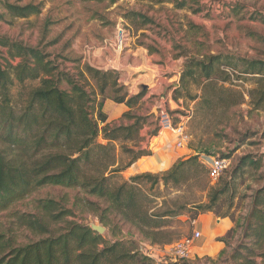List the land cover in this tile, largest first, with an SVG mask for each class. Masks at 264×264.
<instances>
[{"label":"rangeland","instance_id":"1","mask_svg":"<svg viewBox=\"0 0 264 264\" xmlns=\"http://www.w3.org/2000/svg\"><path fill=\"white\" fill-rule=\"evenodd\" d=\"M162 1L155 4L153 0H125L108 5L83 0H0L2 5H42L38 16L17 19L11 24L0 20V37L38 49L60 71L80 79L88 92L95 87V82L88 75H84L86 81L78 75L85 65L104 72L119 69L116 71L117 83L128 90L129 97L142 93L139 106L131 112L135 117L146 119L140 140L127 142L126 146L135 151L144 150L150 156L141 158L130 168L121 169L111 177L112 184L129 183L132 177L144 173L160 177L175 161L194 156L204 167V173L190 174L191 180L176 189H164L161 182L153 188L148 182L142 184L143 191L152 201L150 213L171 215L163 219L166 226L161 230L164 234L158 238L159 243L153 244L149 238L141 237L118 219L117 230L104 227L106 231L102 236L106 241H131L135 243V250L156 247L157 254L171 264H232L233 249L241 243H248L242 238V225L251 207L252 194L263 185L264 101L260 102V98L264 80L259 85L257 79L260 76L244 73L247 63L264 61V0H194L195 4L191 2L190 5L198 11L196 13L175 8V0ZM3 13L4 8L0 6V15ZM129 13L143 15L151 22L141 26V20L127 19ZM1 52L4 58H8L6 49H1ZM203 56L218 58L215 66L228 76L225 83L218 80L216 87H205L206 81L199 70L195 71L194 79L185 75L187 60ZM19 61L9 60L13 66ZM5 65L3 63V67ZM183 74L184 83H181ZM193 81L197 83L193 84ZM37 86L38 82L28 81L23 85L14 82L9 96L15 113L19 114L26 106L29 91ZM61 88L68 89L64 84ZM176 91L179 92L177 100ZM239 95L242 96L240 101ZM99 101L101 97L98 95L95 104ZM106 101L108 105H103L102 112L107 123L126 126L133 122L122 117L127 109L119 112L117 104ZM160 110L168 114L172 123L185 126L190 136L186 148L174 150L171 144L174 136L159 125ZM96 142L106 144L101 137ZM0 149H4L1 144ZM116 154L119 166L124 167L130 157L122 154L119 147ZM175 156L176 160L172 158ZM244 156L259 159L261 168H246L234 174L238 161ZM208 157H224L229 162L220 182L219 179L210 181L207 177ZM232 175V194L222 195L211 213L203 212L201 207L208 205L210 190L219 189ZM85 199L82 192L75 190L41 188L0 214V234L13 238L16 245L46 237L36 236L19 227L14 217V213L39 214L38 203L44 200L57 202L73 214L59 223L50 224V235L62 232L70 221L103 227L90 206L84 203ZM205 214H211L218 220L226 216L232 223V235H226L228 230L221 237L212 236L209 241L199 238L205 249L225 238L229 245L221 243L224 252L221 250L210 257L203 256L204 251L199 256L193 253L181 261L165 257L164 249L190 237L195 231L191 221L200 217V221L207 220ZM255 260L260 261L259 258Z\"/></svg>","mask_w":264,"mask_h":264},{"label":"trees","instance_id":"2","mask_svg":"<svg viewBox=\"0 0 264 264\" xmlns=\"http://www.w3.org/2000/svg\"><path fill=\"white\" fill-rule=\"evenodd\" d=\"M83 1L114 5L125 0ZM153 1L155 4L163 3L162 0ZM190 3L195 4L194 0L173 1L179 10L198 12ZM0 6L4 8L0 20L9 24L17 19L38 16L42 10L41 3L24 6L0 3ZM127 19H139L141 26L151 22L136 13H129ZM1 49H6L9 59L4 58ZM16 59L20 61L13 66L9 60ZM218 62V58L213 56L192 57L186 62L185 75L194 79L195 71L199 70L206 81L205 87H216L218 80L223 83L228 80V76L216 68ZM244 74L260 76L257 82L262 84L264 61L247 63ZM78 75L85 81L84 75H88L95 82L91 92L85 89L80 79L60 71L38 49L0 37V144L4 146L0 149V214L41 188L70 189L86 196L84 203L90 206L103 227L117 230L118 219L141 237L149 238L153 244L159 243L158 238L164 234L161 230L166 226L163 219L171 215L150 213L152 201L143 191L142 184L148 182L153 188L161 182L164 189H176L191 180L190 174L198 175L205 169L194 156L175 161L160 177L144 173L132 177L129 183L112 184L111 177L121 169L130 168L141 158L150 156L144 150L135 151L126 146L127 142L140 140V131L146 119L135 117L131 112L139 106L142 93L129 97L128 90L117 83V72L112 70L104 72L85 65ZM185 75L181 77V83H184ZM28 81L38 82V86L29 91L26 106L17 114L10 105L9 89L14 82L23 85ZM196 83L193 81V84ZM63 84L67 90L61 88ZM175 94L177 100L179 92ZM98 95L101 101L95 104ZM106 100L124 105L127 111L123 113V119L133 122L126 126L107 123L102 112ZM263 101L264 91L260 98V102ZM100 124L103 126L100 127ZM98 137L106 144H98ZM117 147L122 154L130 157L122 168L116 154ZM260 162L249 156L241 157L234 174L246 168L259 170ZM233 176L219 189L210 190L208 205L201 207L203 212L211 213L222 195L227 192L232 194ZM261 180L263 185L252 194L251 207L242 225V238L248 243H241L233 249L232 264H264V176ZM37 209L39 214L36 215L14 213L15 221L19 227L34 235L46 237L16 245L13 238L1 233L0 264H154L139 248L135 250L134 242L106 241L104 236L76 221L67 222L62 232L50 235V224L73 216L72 211L52 200L39 201ZM233 233L231 228L226 235ZM218 242L229 245L225 238Z\"/></svg>","mask_w":264,"mask_h":264},{"label":"built area","instance_id":"3","mask_svg":"<svg viewBox=\"0 0 264 264\" xmlns=\"http://www.w3.org/2000/svg\"><path fill=\"white\" fill-rule=\"evenodd\" d=\"M113 71V70H112ZM117 71V70H116ZM115 71V72H116ZM159 125L160 127L171 133L174 138L172 139V147L174 150H181L186 148L190 142V136L187 134L185 126L183 124L172 123L171 118L164 110L159 111ZM207 163V177L210 181H217L219 177L227 170L229 162L225 158L220 157H208L206 158ZM196 220L191 221V225L195 226ZM200 238L199 232H193L190 237H185L174 244L164 249V256L168 257L169 260L181 261L188 259L191 255V250L194 245V241ZM156 247H146L139 249L145 257L152 260L154 264H164L167 261L161 258V255L157 254ZM159 256V257H158Z\"/></svg>","mask_w":264,"mask_h":264},{"label":"crops","instance_id":"4","mask_svg":"<svg viewBox=\"0 0 264 264\" xmlns=\"http://www.w3.org/2000/svg\"><path fill=\"white\" fill-rule=\"evenodd\" d=\"M115 70L119 71V69H115ZM104 105L107 106L108 101H106ZM117 108H118L117 110L119 112H125L124 110L126 109L122 105H117ZM172 158L173 159L175 158V160H176V156L172 157ZM205 215L208 218L207 220L200 221L201 220L200 219L201 217H200L196 220V224H195V232H199L200 237L203 238L204 240L209 241V239H211L212 236L221 237L228 230H230L232 228V223L227 218L218 220L217 218H215L211 214H205ZM202 245H204V244H200L199 239L195 240L194 245H193L192 250H191V254L195 253L197 256H199L200 252L204 251L202 253L203 256L206 255V256L210 257V256H213L216 253L220 252L221 250H223V245L220 242H216V243L213 242V244H211V246L209 248H206V249Z\"/></svg>","mask_w":264,"mask_h":264},{"label":"water","instance_id":"5","mask_svg":"<svg viewBox=\"0 0 264 264\" xmlns=\"http://www.w3.org/2000/svg\"><path fill=\"white\" fill-rule=\"evenodd\" d=\"M89 228L91 231H93L99 236H102L106 231L104 227L99 226V225H94V224L89 225Z\"/></svg>","mask_w":264,"mask_h":264}]
</instances>
